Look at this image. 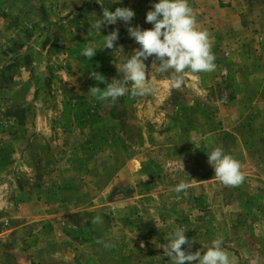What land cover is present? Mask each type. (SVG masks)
Returning a JSON list of instances; mask_svg holds the SVG:
<instances>
[{"label":"rangeland","instance_id":"374dc122","mask_svg":"<svg viewBox=\"0 0 264 264\" xmlns=\"http://www.w3.org/2000/svg\"><path fill=\"white\" fill-rule=\"evenodd\" d=\"M99 2L0 0V264H174L162 245L176 228L193 241L185 251L222 238L232 264H264L263 160L243 156L238 186L191 194V126L200 136L216 127L215 112L235 96L241 55L256 52L264 62V0H188L197 28L210 34L216 69L158 71L149 57L154 91L115 105L89 89L105 87L103 76L120 78L116 65L139 45L123 22L100 32L92 24L104 7L128 6L133 26L151 28L145 16L154 0ZM114 29L112 49L82 55ZM234 115L228 110L229 129ZM201 149L193 152L202 174L213 168ZM181 181L189 188L177 193Z\"/></svg>","mask_w":264,"mask_h":264},{"label":"clouds","instance_id":"9594fccd","mask_svg":"<svg viewBox=\"0 0 264 264\" xmlns=\"http://www.w3.org/2000/svg\"><path fill=\"white\" fill-rule=\"evenodd\" d=\"M79 2V0H78ZM99 2V0H98ZM121 4L123 0H112ZM100 3V2H99ZM103 4V3H101ZM135 12L131 7L118 6L115 10L104 7L102 15L97 17L92 27L98 29L107 25L123 22L127 25V31L131 38L139 45L117 67V72L122 74L120 78H112L110 81L103 79L105 87L93 86L89 90L96 100L116 102L129 94L131 97H141L151 94L154 85L146 75L145 61L149 57H155L159 61L158 71L173 70L182 74L185 70L192 73H210L216 69L215 55L212 52L210 34L205 29L197 28L196 17L188 0H154L152 8L147 11L145 22L152 25L151 28L133 26L131 21ZM119 39V29H114L104 35L103 43L97 47L89 43L82 51V55L91 58L98 49H112ZM131 82V88L127 85ZM182 78L178 77L172 83V87L180 88ZM208 163L214 169V176L226 186H238L244 181L240 163L227 154L222 147H215L206 151ZM189 188L187 182L181 181L175 186V192L180 193ZM99 217L94 218L93 223L99 222ZM186 230L176 228L171 234L166 245H162L164 253L174 264H232L229 253L222 247V238L213 239L206 250L195 252L185 251L182 245H191L185 235Z\"/></svg>","mask_w":264,"mask_h":264},{"label":"crops","instance_id":"0c3cea01","mask_svg":"<svg viewBox=\"0 0 264 264\" xmlns=\"http://www.w3.org/2000/svg\"><path fill=\"white\" fill-rule=\"evenodd\" d=\"M247 56L246 54L240 56L243 61H241L239 67L235 68L236 71L233 72L236 83L235 96L229 102L230 107L228 108V104L220 105L219 112H215V114H218L217 118L215 117L218 121L216 127L211 130H205L204 135L200 136V134H197L195 126H191V194L193 195H196L194 191L196 186L209 188L217 183L224 185L214 176V169H206L202 174L196 169L194 161L198 160V157H196L197 155L194 152L202 147L201 141H199L200 137L205 139L204 147L201 149L204 150V163L208 162L206 151H211L215 147H222L227 154L241 163V166L243 161H246L243 158L245 155L256 156L257 160L264 161V62L262 57L260 59L257 56L256 52L254 53L255 57ZM248 58H251L249 60L254 62L251 68L245 62ZM253 59L255 60L253 61ZM228 110L235 113L233 116L234 122L232 123L234 125L231 129L227 128L226 124L228 121ZM257 131L259 136L255 137H257L260 145L257 146L256 144L255 148V142L253 144L251 136L257 134ZM207 136L210 137L209 144L206 143ZM177 147L180 148L182 156L185 154L186 156L190 155V151L183 149V142L177 141ZM166 158H169V155H166ZM157 163L156 165H158ZM160 169L163 171L162 168ZM162 175L160 176L161 179L163 178ZM259 177L264 179L263 174ZM160 178L158 179L160 180ZM238 194L237 190L235 196ZM206 195H208L207 190H205L202 198H206ZM108 203L111 204V202Z\"/></svg>","mask_w":264,"mask_h":264}]
</instances>
